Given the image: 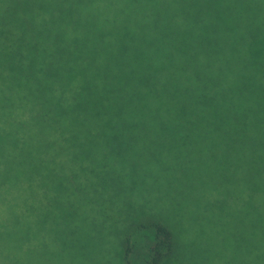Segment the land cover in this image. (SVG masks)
I'll list each match as a JSON object with an SVG mask.
<instances>
[{
	"label": "trees",
	"instance_id": "obj_1",
	"mask_svg": "<svg viewBox=\"0 0 264 264\" xmlns=\"http://www.w3.org/2000/svg\"><path fill=\"white\" fill-rule=\"evenodd\" d=\"M67 1L0 0V264H22L34 227L50 239L40 238L37 264H48L47 251L55 264H93L82 253L92 237L107 240V263L116 249L119 264H135L141 236L136 264H200L167 221H127L135 211L127 207L140 205L128 189L148 183L136 167L152 165L159 148L167 161L155 185H187L180 177L227 190L230 264H264V0H127L138 15L129 30L102 21L104 1L94 9ZM144 123L176 124L175 137ZM196 160L209 170H194ZM107 190L124 201L116 216L100 202ZM58 202L68 212L52 220ZM102 215L114 218L100 238L91 225ZM210 224L218 221H203L209 236Z\"/></svg>",
	"mask_w": 264,
	"mask_h": 264
},
{
	"label": "rangeland",
	"instance_id": "obj_2",
	"mask_svg": "<svg viewBox=\"0 0 264 264\" xmlns=\"http://www.w3.org/2000/svg\"><path fill=\"white\" fill-rule=\"evenodd\" d=\"M92 1L95 3L96 1H99V0H81L79 3L81 6L84 5L86 7L89 6L92 8L93 7L101 8L104 5L103 3L104 1L106 5H108L109 9L108 11L104 13V15L107 14V16H103V20H102L103 22H109L110 26H116L118 24H123V26L128 27V28H125L127 30H129L131 26H134L136 19L138 17V15L136 14L137 8H135L134 5H131L127 0H111V4H108V0L106 1L102 0V2H99L95 6ZM37 2L39 5L46 6L49 4V0H37ZM70 2H78V1L77 0L67 1V5L71 4ZM52 3L53 1L51 2V4ZM4 6L5 5L3 4V7ZM7 6L9 8H14L16 6L19 7L18 4L13 5V3L11 2H9ZM82 9H85V8H82V7L75 8L74 12H79ZM65 10H68V9H65ZM133 10H135V13ZM34 13H37V11H34ZM29 14L30 13L26 12L25 16L28 17ZM78 14L80 13H77V15ZM76 21L79 23L78 20ZM239 73H242V70H238L237 72H235L234 75L239 74ZM127 127L129 126L120 125L119 128H127ZM161 127L166 129L165 132L167 133V135L175 137L174 136L175 129L177 128L176 124L162 125L158 123H154V124L144 123V124H140V127L138 128H147L148 131L154 132L156 129L161 128ZM181 127H188V126H181ZM167 140H171V139L168 138ZM177 145L178 144H171L173 149H175V147L177 148ZM161 147H163V145ZM166 151H168L167 148L155 149L153 153L154 156L150 157V159H152V165L146 166L140 163L137 165L135 173L145 176L146 177L145 181H147L148 183L144 184V186H141L140 182H144V180H138L139 178H135L139 182L138 189H134L135 186H132L131 188L128 189L127 193L138 196L140 199V205L139 206L137 205L136 209L127 207L128 209H131L130 211L135 210L133 212L132 219H128L126 215H123V217L120 219L124 220L127 218L128 223H130L129 225H131V223L135 222L136 220L139 221L141 218H144V217H148V216L149 217L153 216L156 218L158 217L164 222L167 221L172 226V228L174 229L181 243L185 244L186 246L189 245L196 249V251H192V252L194 256L198 258L200 264H230L232 261L236 259L235 256H236V250H237L236 244L233 239L234 238L233 237V227L235 223V220H234L235 207H234L232 198L227 193V190L225 191L220 186H217L214 190H212V192L208 190L207 188H205L204 190H200L196 185L192 183V180H188V178L187 180H185L184 178H180V177L176 178V179L182 180L183 182H187V185H182L183 187L181 185L178 186L176 184L177 182L162 179L161 184L159 185V188H158L155 185V182H156L157 174L159 173V171L166 170V166L164 164V161H167L166 159L167 156L165 155ZM158 163H162V167H158L157 166ZM193 169L194 170H198V169L209 170L208 168H205L201 164V162H198L197 160H196V167ZM111 190H107L105 195L104 194L101 195L100 202L107 201L106 203L108 206L114 205V207L110 209L111 210L110 212L112 215L116 216V210H115L116 208H118L121 211L125 210L123 206H119L124 201L122 202V200L117 197L118 194L116 192H111ZM207 191L211 192V194L208 195ZM151 196H153V199H150ZM52 197L53 195H51V198ZM197 199H200V204L197 203ZM51 201L53 203L54 199ZM63 204H67V203H63ZM59 205H60V208H59ZM67 212L68 210L58 202L50 219L55 220L60 217H63L67 214ZM188 213L189 214L198 213L197 219L188 220V218H192L188 216ZM31 217L32 216H28L27 219L30 220ZM102 217L105 220L100 219V221H102L100 222L101 225H99V222H98L99 220L95 221L96 224L91 225L92 226L91 230L93 231L95 235L97 234V230L99 231V237H100V233L105 228V226L107 227L108 223H110L111 220L114 218L111 216L112 219H109L108 217L103 216V215ZM207 217L209 218L213 217V220L218 221V224L216 226L210 224V228L212 231V235L210 234L211 236L207 235V233H205L202 229L203 221ZM119 223L117 224L118 231L120 230ZM121 227L122 226L120 225V228ZM34 229H33L34 231L32 232V236H31L32 241L30 243L31 251L29 255L24 253L21 256L22 264H35V263L37 264L38 257L36 256L40 253L39 248L41 247L39 246L38 248L40 238L41 240L43 239L46 245H48L50 242V239H48L47 241L46 236H45L47 235L48 230L46 232V230L43 231V228L36 229V227H34ZM126 229H123V231H125ZM191 230H194V232L192 233ZM136 232L137 233L134 232L135 236L142 235L140 234L141 232L139 231H136ZM182 232L184 234L189 233L187 235V239H181L180 234L183 235ZM190 232L192 233V236H195L196 234V237H191ZM121 236L117 237V241H118L117 245L118 244L120 245L121 243V240H122ZM189 239H192L193 242L190 243ZM100 240L102 243H98ZM100 240L97 241L96 238L92 237L91 243L88 244L87 246L84 245L85 247L83 248L82 253L85 255V257L90 258V260H88V261H91L90 263H93L92 260H95L93 264H109L107 263V261H108V255L110 253V250L108 248L107 240L102 239V238ZM144 242H146V238L141 236L139 237L138 244L136 243V245L133 247L134 254L132 255V259L135 261V264L141 260V258L138 257V253L141 252V247L144 245ZM181 246L184 247V245H181ZM48 247L49 246H47V248ZM52 249H55V247L54 248L49 247V250H52ZM47 258H48V264H55V262L53 261L55 258L51 257L48 251H47ZM117 258H118V252L115 249L114 250L115 264H119L118 263L119 261L117 260ZM68 262H71V261L65 260V264H67ZM71 264H78V263L71 262ZM181 264H186V263H181Z\"/></svg>",
	"mask_w": 264,
	"mask_h": 264
}]
</instances>
